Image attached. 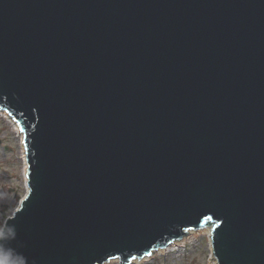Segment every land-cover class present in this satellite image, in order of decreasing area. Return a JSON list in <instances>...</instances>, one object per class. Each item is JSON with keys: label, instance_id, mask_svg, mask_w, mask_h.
Here are the masks:
<instances>
[{"label": "water", "instance_id": "1", "mask_svg": "<svg viewBox=\"0 0 264 264\" xmlns=\"http://www.w3.org/2000/svg\"><path fill=\"white\" fill-rule=\"evenodd\" d=\"M0 109L29 264H264V0H0Z\"/></svg>", "mask_w": 264, "mask_h": 264}, {"label": "rangeland", "instance_id": "2", "mask_svg": "<svg viewBox=\"0 0 264 264\" xmlns=\"http://www.w3.org/2000/svg\"><path fill=\"white\" fill-rule=\"evenodd\" d=\"M23 145L12 124L0 115V220L11 216L25 193L27 167ZM209 233L207 227L187 233L184 242L163 252L154 251L153 257L132 264H209L214 260Z\"/></svg>", "mask_w": 264, "mask_h": 264}, {"label": "clouds", "instance_id": "3", "mask_svg": "<svg viewBox=\"0 0 264 264\" xmlns=\"http://www.w3.org/2000/svg\"><path fill=\"white\" fill-rule=\"evenodd\" d=\"M17 238L15 226L0 220V264H29V259L22 252L10 246Z\"/></svg>", "mask_w": 264, "mask_h": 264}, {"label": "bare ground", "instance_id": "4", "mask_svg": "<svg viewBox=\"0 0 264 264\" xmlns=\"http://www.w3.org/2000/svg\"><path fill=\"white\" fill-rule=\"evenodd\" d=\"M0 115L2 116V117H4V118H6L11 124H12V126H13V128L18 132V135L19 136H21V132H20V130H19V128H18V126H17V124L10 118V116L4 111V110H1L0 109ZM21 138H22V136H21ZM22 145H23V143H22ZM24 146V145H23ZM24 149V148H23ZM24 162L26 163V156H25V159H24ZM25 170H27V169H25ZM192 233V232H191ZM186 236V235H185ZM177 245V244H176ZM171 247H173V246H170L169 248H171ZM165 251V250H164ZM156 252H161V251H156ZM163 252V251H162ZM155 252L153 251L150 255H147V256H145V257H143L142 259H138V260H133L132 261V263H134V262H141V261H143V260H145V259H148V257H153ZM131 263V264H132Z\"/></svg>", "mask_w": 264, "mask_h": 264}, {"label": "snow or ice", "instance_id": "5", "mask_svg": "<svg viewBox=\"0 0 264 264\" xmlns=\"http://www.w3.org/2000/svg\"><path fill=\"white\" fill-rule=\"evenodd\" d=\"M135 257H133V259H134Z\"/></svg>", "mask_w": 264, "mask_h": 264}, {"label": "trees", "instance_id": "6", "mask_svg": "<svg viewBox=\"0 0 264 264\" xmlns=\"http://www.w3.org/2000/svg\"><path fill=\"white\" fill-rule=\"evenodd\" d=\"M5 214V213H4Z\"/></svg>", "mask_w": 264, "mask_h": 264}]
</instances>
